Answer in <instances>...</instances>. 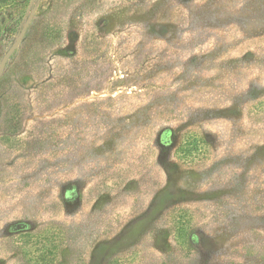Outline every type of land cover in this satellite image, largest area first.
Instances as JSON below:
<instances>
[{"label":"rangeland","instance_id":"obj_1","mask_svg":"<svg viewBox=\"0 0 264 264\" xmlns=\"http://www.w3.org/2000/svg\"><path fill=\"white\" fill-rule=\"evenodd\" d=\"M0 264H264V0H0Z\"/></svg>","mask_w":264,"mask_h":264},{"label":"trees","instance_id":"obj_2","mask_svg":"<svg viewBox=\"0 0 264 264\" xmlns=\"http://www.w3.org/2000/svg\"><path fill=\"white\" fill-rule=\"evenodd\" d=\"M177 150V154L180 155V158L182 157V159L183 157L185 159H195L198 156L195 152L197 150V146L195 145L194 141L186 137L182 139Z\"/></svg>","mask_w":264,"mask_h":264}]
</instances>
